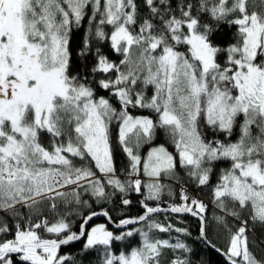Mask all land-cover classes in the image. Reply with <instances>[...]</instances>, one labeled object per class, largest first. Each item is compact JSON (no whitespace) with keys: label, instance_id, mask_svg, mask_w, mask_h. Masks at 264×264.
I'll list each match as a JSON object with an SVG mask.
<instances>
[{"label":"snow or ice","instance_id":"1","mask_svg":"<svg viewBox=\"0 0 264 264\" xmlns=\"http://www.w3.org/2000/svg\"><path fill=\"white\" fill-rule=\"evenodd\" d=\"M143 8L137 0H0V235L11 231L5 216L14 228V238L0 240V264H13L11 254L28 264H66L71 257L61 247L82 238L84 250L102 248L100 264H192L183 255L166 257L191 249L155 234L174 229L152 219L159 213L197 217L201 236L209 227L222 230L229 264H264V239L250 235L257 224L264 229V0H143ZM221 26L235 28L233 43H213ZM81 27L77 56L95 60L88 75L71 72L70 42ZM103 41L118 62L93 47ZM93 82L109 97L98 96ZM137 108L156 119L129 110ZM114 125L128 159L119 170L124 179ZM157 130L175 153L160 144L142 156ZM219 163L228 166L212 184ZM178 166L195 185H211V220L209 205L182 185L180 203H163L176 190L162 178L184 180ZM129 191L143 196V214L117 226L141 228L117 235L105 223L89 227L94 217L112 218L107 209L85 214L91 206L82 194L101 203ZM71 216L82 217L79 232ZM134 232L136 246L113 251Z\"/></svg>","mask_w":264,"mask_h":264},{"label":"trees","instance_id":"2","mask_svg":"<svg viewBox=\"0 0 264 264\" xmlns=\"http://www.w3.org/2000/svg\"><path fill=\"white\" fill-rule=\"evenodd\" d=\"M138 5L141 8V11H146V9L143 8V0H137ZM84 24H87V19H85ZM106 31L110 32L111 28L107 27L105 29ZM235 32V28H232L230 26L225 27L221 26L220 30H218L212 37L213 43L220 45V46H226L229 43H233V33ZM85 36V28L81 27L78 30H75L72 34V40L70 42V50L72 51L73 55V63H72V74L76 73H83L85 75H88L89 69L95 64L94 58L89 55L86 59H81L79 56H77V50L81 48L82 46V40ZM93 47H99L104 55H106L110 60L119 61L120 56L119 54L114 53V51L110 48V43L108 41H103L100 43H93ZM113 77L115 76V73L111 74ZM107 78L106 76L102 74H97L96 79H102ZM91 79V77H90ZM93 87L97 90V95L109 97V92L104 91L97 87L95 82H93ZM149 95H151V90H149ZM112 100V103L119 108V104L116 102L115 97H110ZM133 115H142V116H150L154 120L156 119V116L154 113H152L150 110L147 109H129ZM207 136L211 138L213 136V133L208 130L207 128L204 129ZM116 136H117V129L115 125L112 128V140H113V150H114V158L116 162V167L118 170V174L121 176V179H124L123 173H120L119 170L122 168H127L128 166V159L126 155L120 150L119 145L116 143ZM223 139V137H220ZM232 139H235V136L232 137ZM42 143L45 145L48 144L49 138L47 135L42 134L41 137ZM163 144L166 147H168L169 151L175 153L174 147L171 145L170 141L168 140L167 135L157 130V134L155 139L151 142V145H144V147L141 149L140 154L143 156L146 154V152L149 150L150 146H156ZM75 163L79 165L81 162L79 160H76ZM227 163H219L216 166V170L214 171V174L212 176V184H215L217 182V178L219 175V169L227 167ZM177 171L179 172V175L181 177H184V180L180 183L170 181L166 178L162 179L165 184L171 183L173 185V188L176 190V196L174 199L170 200L166 195L163 197V203L165 205L169 203H180L179 199V188L181 185L188 190V192L198 198L203 200L206 204L209 205L208 210V219H212V212H213V206L211 204L212 195H211V185L209 186H198L195 185L192 181L188 180L186 177L185 172L183 171L181 166H178ZM109 191H112L111 188L108 189ZM82 198L84 200H87L90 204V208H83L82 211L87 214L89 211H101L102 209H107L110 213V216L114 222H119V220L125 218V217H136L138 215L143 214V207L140 203V201L143 199V196L139 193L131 192L128 193H119L117 192L114 197L111 198V201H105L101 203H97L95 200V197L90 196V194H82ZM123 198H128L132 201L130 205H122L121 200ZM153 206H155L156 202L152 201L149 202ZM4 213H0V216H4ZM46 216H49L51 219V215L47 212H45ZM5 219L8 221V225L10 228V232L8 234L0 235V240H6V239H12L14 238V228H13V220L7 216H5ZM152 219H155L159 222L163 223H170L175 228H183L187 229V232H176L174 229L171 232L168 233H159L156 232L155 234L162 239H169L172 243H175L177 239H179L181 242L185 243L189 249H191L190 252H183V250H176L168 251V257L171 258L175 255H183L186 256L192 264H229V262L224 258V256L218 252L215 251L211 246L221 250L224 252L225 244H226V237L222 230H217L214 227H209L207 231L206 238L209 241L210 244L206 243L204 240L200 237V222L199 220L189 217L184 214H171V213H159L152 217ZM69 220L72 224V231L79 232L80 230V224L82 221V217L77 216H71L69 217ZM105 223L107 224L109 230L113 231L114 234H121L122 232H126L128 230L132 229H139L143 225L138 224L131 228H127L125 230H117L113 228L105 218H98L97 220H94L89 227L95 226L96 224ZM231 224H235V220L230 221ZM252 227V225H250ZM41 234L45 238H57L54 234H47L44 233L43 230H41ZM251 236L255 237L256 239H264V229L260 227V225H255V230L250 234ZM141 240V237L139 233H135L132 237L127 238L125 241H116L114 242L112 248L113 251L119 252L127 250V246H136ZM85 239H82L80 241L71 242L69 245H64L60 249L61 255H69L71 259L66 262V264H100V261L102 259L103 251L102 248H98L95 250H84L83 245L85 243ZM261 248H264V245H261ZM257 255L261 254V249L256 248L253 249ZM11 259L13 261V264H28V262L22 261L20 258V255L18 254H11Z\"/></svg>","mask_w":264,"mask_h":264},{"label":"water","instance_id":"3","mask_svg":"<svg viewBox=\"0 0 264 264\" xmlns=\"http://www.w3.org/2000/svg\"><path fill=\"white\" fill-rule=\"evenodd\" d=\"M154 215H156V214H154ZM184 215H187V216H189V217H192V218H195V219L198 220L197 217H194V216H192L191 214H184ZM98 218H105V219L107 220V222H108L113 228H115V229H117V230H125V229H127V228H131V227L135 226V225H127V226H121V227H118L117 225H118L119 222H114L112 219H111V221H109L108 218H106V217H104V216H102V215H101V216L94 217L93 220L89 222V226H90V224H91L94 220H97ZM136 225H138V224H136ZM200 237H201V239L204 240L206 243L210 244L209 241L207 240L206 236H201V234H200ZM82 239H83V238H82ZM82 239H81V240H82ZM210 246H211L215 251L220 252V253L224 256V258L227 260V257L224 255V252H223V251H221V250H219V249L213 247V245H211V244H210ZM227 261H228V260H227Z\"/></svg>","mask_w":264,"mask_h":264},{"label":"rangeland","instance_id":"4","mask_svg":"<svg viewBox=\"0 0 264 264\" xmlns=\"http://www.w3.org/2000/svg\"><path fill=\"white\" fill-rule=\"evenodd\" d=\"M162 179H164V178H162ZM165 255H166V257H168V251L165 253ZM169 258V257H168Z\"/></svg>","mask_w":264,"mask_h":264}]
</instances>
